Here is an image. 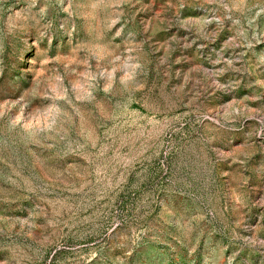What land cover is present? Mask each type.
<instances>
[{"label": "rangeland", "instance_id": "374dc122", "mask_svg": "<svg viewBox=\"0 0 264 264\" xmlns=\"http://www.w3.org/2000/svg\"><path fill=\"white\" fill-rule=\"evenodd\" d=\"M0 264H264V0H0Z\"/></svg>", "mask_w": 264, "mask_h": 264}]
</instances>
